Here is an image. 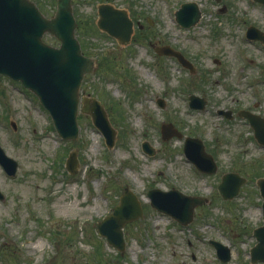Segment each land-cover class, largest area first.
Returning <instances> with one entry per match:
<instances>
[{"label":"rangeland","instance_id":"obj_1","mask_svg":"<svg viewBox=\"0 0 264 264\" xmlns=\"http://www.w3.org/2000/svg\"><path fill=\"white\" fill-rule=\"evenodd\" d=\"M33 1L46 16L54 13L56 0ZM185 1H195L201 10L189 28L174 18ZM101 2L127 10L143 25L128 43L97 28ZM72 8L75 36L96 64L84 75L80 94L104 104L116 139L107 148L90 115L80 112L78 137L62 139L37 97L0 74V146L17 163L14 175L0 165V264H264L252 263L249 252L256 243L252 230L264 222L257 187L242 185L232 200L217 192L224 172L248 178L264 173L256 164L246 169L245 162L256 163L264 153L255 142L240 144L245 133L237 140L242 122L217 113L245 106L255 87L264 100V85L255 86L264 78V48L244 35L248 25L264 29V5L253 0H72ZM43 39L59 44L49 34ZM155 40L181 50L195 72L155 53L149 45ZM189 94L203 97L204 109L190 108ZM163 122H172L183 136L162 139ZM186 135L204 141L218 164L216 173H200L185 158ZM143 141L154 154L142 150ZM71 150L79 162L74 174L64 166ZM125 187L137 195L144 212L123 226L120 253L97 234L96 224L119 203ZM150 188H176L207 201L181 225L149 205ZM209 240L228 246L230 259H218Z\"/></svg>","mask_w":264,"mask_h":264},{"label":"water","instance_id":"obj_2","mask_svg":"<svg viewBox=\"0 0 264 264\" xmlns=\"http://www.w3.org/2000/svg\"><path fill=\"white\" fill-rule=\"evenodd\" d=\"M220 1V0H216ZM264 4V0H256ZM97 25L116 37L120 43H126L132 32V21L125 10L101 4L98 8ZM177 22L183 27L195 24L200 17L196 2H184L175 12ZM75 19L70 0H57L56 10L51 17H46L30 0H0V73L19 80L30 89L51 115L58 134L64 139L74 140L78 135L76 116L78 112L79 87L85 73L94 69V60L82 54L80 44L74 35ZM44 33H49L59 40L58 46H52L42 40ZM246 35L264 43V32L249 26ZM159 54L175 56L185 67L194 72L192 63L170 45L157 46ZM204 98L189 96V105L203 108ZM81 111L89 113L94 125L102 132L106 144H114L115 129L111 126L107 113L100 102L93 98H82ZM15 128V123H11ZM164 139L182 134L171 123L161 124ZM256 136L264 143V129L257 127ZM143 149L152 153V148L145 142ZM183 150L187 158L197 168L213 173L216 164L213 157L204 150L202 141L197 137H185ZM0 164L7 174L16 172V161L5 154L0 146ZM78 159L76 152L71 151L65 167L70 173L76 172ZM244 178L236 173L223 174L218 185L220 194L225 199L235 196ZM264 219V178L258 180ZM147 195L151 205L165 212L182 224L192 219L195 206L202 204V197L184 195L176 189L162 191L150 189ZM3 194L0 192V199ZM142 215L140 202L136 195L125 188L119 203L112 212L96 224L97 232L106 241L122 251L125 246L122 227L128 221ZM253 235L257 242L250 248V260L255 263L264 261V224L254 228ZM216 248L217 256L222 261L230 259V249L215 240L210 241Z\"/></svg>","mask_w":264,"mask_h":264},{"label":"flooded vegetation","instance_id":"obj_3","mask_svg":"<svg viewBox=\"0 0 264 264\" xmlns=\"http://www.w3.org/2000/svg\"><path fill=\"white\" fill-rule=\"evenodd\" d=\"M140 28H142V24L139 21H136ZM264 30V29H263ZM151 44V42H149ZM155 44H167L163 43L159 40H155ZM264 73V67L261 70ZM264 79V78H263ZM260 79L259 82L255 83V86H258L259 83L264 85V80ZM254 84H250L252 86ZM251 99L246 100L245 106H233L230 108L231 118L238 119L243 124V129L241 131H237V140L242 138V133H245V138L240 142L241 145H248V143L255 142L256 148L260 149L262 153H264V145L260 143V139L256 137L257 127H261L264 129V100H259L258 91H256V87L250 92ZM245 116V117H242ZM257 165L255 168H263L264 167V158H259V160L253 162H245L246 169H252L254 165ZM258 170V169H257ZM260 176H264V173H254L250 178L246 177V182H250V184H255Z\"/></svg>","mask_w":264,"mask_h":264},{"label":"bare ground","instance_id":"obj_4","mask_svg":"<svg viewBox=\"0 0 264 264\" xmlns=\"http://www.w3.org/2000/svg\"><path fill=\"white\" fill-rule=\"evenodd\" d=\"M75 23L77 24L76 21H75ZM76 24H75V27H74V33H75ZM132 32H134V28H133V26H132ZM132 32H131V33H132ZM85 74H89V73H85ZM85 74H84V75H85ZM68 208H69V207H68ZM69 209H70V208H69Z\"/></svg>","mask_w":264,"mask_h":264}]
</instances>
